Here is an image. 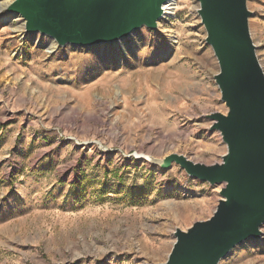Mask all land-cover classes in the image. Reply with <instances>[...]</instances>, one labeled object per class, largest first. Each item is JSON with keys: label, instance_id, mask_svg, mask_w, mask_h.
Wrapping results in <instances>:
<instances>
[{"label": "rangeland", "instance_id": "rangeland-1", "mask_svg": "<svg viewBox=\"0 0 264 264\" xmlns=\"http://www.w3.org/2000/svg\"><path fill=\"white\" fill-rule=\"evenodd\" d=\"M172 6L122 40L130 59L118 42L47 53L51 39L0 10V264H162L175 228L211 216L220 186L138 159L226 152L205 118L225 106L198 3ZM247 7L264 72V0ZM261 230L219 264H264Z\"/></svg>", "mask_w": 264, "mask_h": 264}, {"label": "water", "instance_id": "water-1", "mask_svg": "<svg viewBox=\"0 0 264 264\" xmlns=\"http://www.w3.org/2000/svg\"><path fill=\"white\" fill-rule=\"evenodd\" d=\"M168 1L12 0L5 12L21 17L25 34H40L61 48L89 47L117 43L142 28L157 30ZM196 1L205 43L218 66L213 80L225 106L224 113L205 118L226 152L210 165L174 153L138 158L162 170L175 164L189 178L220 186L207 220L175 228L162 264H219L236 246L260 239L264 226V72L250 35L249 0Z\"/></svg>", "mask_w": 264, "mask_h": 264}, {"label": "bare ground", "instance_id": "bare-ground-1", "mask_svg": "<svg viewBox=\"0 0 264 264\" xmlns=\"http://www.w3.org/2000/svg\"><path fill=\"white\" fill-rule=\"evenodd\" d=\"M168 3H170V4L163 7V10H164L163 17H165L167 14H169V15L173 14V13H171L173 6L170 7V5H174V0H169ZM8 5H9V3H7V2L6 3H0V10H2V8L4 9V7L6 8ZM22 27H23L22 24L19 26H14L12 28V30H13V32L19 33L21 31ZM118 43L120 46L119 47L120 48V54L119 55H121L122 58L130 59V51H129L128 46L123 41H119ZM56 48H57L56 44L54 43V41L51 40L50 43L48 44V46L46 47V49H47L46 51H47V53H52L53 51H55ZM99 51H105V49L100 48Z\"/></svg>", "mask_w": 264, "mask_h": 264}, {"label": "built area", "instance_id": "built-area-1", "mask_svg": "<svg viewBox=\"0 0 264 264\" xmlns=\"http://www.w3.org/2000/svg\"><path fill=\"white\" fill-rule=\"evenodd\" d=\"M168 4H170V3L167 2V3L164 5V7L167 6ZM171 6H172V5H170V7H171Z\"/></svg>", "mask_w": 264, "mask_h": 264}]
</instances>
